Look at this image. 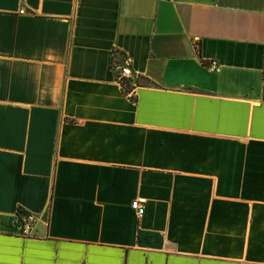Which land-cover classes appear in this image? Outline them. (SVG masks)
Wrapping results in <instances>:
<instances>
[{
    "label": "crops",
    "instance_id": "1",
    "mask_svg": "<svg viewBox=\"0 0 264 264\" xmlns=\"http://www.w3.org/2000/svg\"><path fill=\"white\" fill-rule=\"evenodd\" d=\"M0 264H264V0H0Z\"/></svg>",
    "mask_w": 264,
    "mask_h": 264
},
{
    "label": "built area",
    "instance_id": "2",
    "mask_svg": "<svg viewBox=\"0 0 264 264\" xmlns=\"http://www.w3.org/2000/svg\"><path fill=\"white\" fill-rule=\"evenodd\" d=\"M19 12L23 13L24 10H20ZM209 66H210V68L215 69V68H217V63L215 61H211ZM119 68H121V70H122L121 65L115 66V70L118 71ZM121 75H123V74H121ZM123 76H125V75H123ZM132 93H133V89L130 90L129 95H131ZM130 206L135 211L137 217H141L143 215L144 206L140 203L139 199H134L133 201H131ZM37 220H38V217L34 214H31V213L17 214L13 220L14 231L16 233L22 235V236L32 235L33 228H34V225H35ZM45 222L47 223L46 219H45Z\"/></svg>",
    "mask_w": 264,
    "mask_h": 264
},
{
    "label": "trees",
    "instance_id": "3",
    "mask_svg": "<svg viewBox=\"0 0 264 264\" xmlns=\"http://www.w3.org/2000/svg\"><path fill=\"white\" fill-rule=\"evenodd\" d=\"M118 54H119L118 51H114L113 60L111 63V69H115V66L117 65V63H120L119 60L114 59V57H116V55H118ZM116 75L118 77V81L121 84L122 89L125 92H130V90H132L133 86L139 84V80H136V82L134 84L130 77H125V76L121 75L120 73H117Z\"/></svg>",
    "mask_w": 264,
    "mask_h": 264
},
{
    "label": "rangeland",
    "instance_id": "4",
    "mask_svg": "<svg viewBox=\"0 0 264 264\" xmlns=\"http://www.w3.org/2000/svg\"><path fill=\"white\" fill-rule=\"evenodd\" d=\"M117 66V65H116Z\"/></svg>",
    "mask_w": 264,
    "mask_h": 264
}]
</instances>
